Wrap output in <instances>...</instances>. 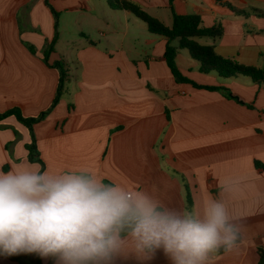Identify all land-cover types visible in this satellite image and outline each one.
Listing matches in <instances>:
<instances>
[{
  "label": "crops",
  "instance_id": "crops-1",
  "mask_svg": "<svg viewBox=\"0 0 264 264\" xmlns=\"http://www.w3.org/2000/svg\"><path fill=\"white\" fill-rule=\"evenodd\" d=\"M128 1L168 27L174 14L199 15L205 28L220 23L221 37L195 41L214 46L221 57L264 69V17L252 13L264 12V0H223L248 17L214 0ZM49 2L57 18L45 0H0V113L18 108L25 117L39 116L56 96L60 74L52 65L65 61L77 66L66 83V96L34 126L44 171L88 169L105 182L131 188L163 181L165 202L188 210L186 184L191 211H198L203 200L221 196L225 184L235 183L222 198L245 221L244 244L238 252L215 254L214 264H260L264 172L255 162L264 164V85L249 77L224 80L202 74L185 49L176 57L183 77L201 86L224 87L244 104L178 82L164 59L165 38L145 25L147 41L128 39V33L98 18L97 40L83 32L71 46L74 54L57 56L61 34L55 22L63 13L83 10L68 9L60 0ZM118 11L127 19L132 16ZM55 36V51L46 61L45 50ZM30 142L28 130L14 117L0 122V171L40 172V164L28 160ZM40 261L49 264L51 259ZM0 264H36V257L0 256ZM151 264L168 262L161 254Z\"/></svg>",
  "mask_w": 264,
  "mask_h": 264
},
{
  "label": "clouds",
  "instance_id": "clouds-1",
  "mask_svg": "<svg viewBox=\"0 0 264 264\" xmlns=\"http://www.w3.org/2000/svg\"><path fill=\"white\" fill-rule=\"evenodd\" d=\"M163 181L131 188L88 169L0 171V256L36 254L54 264H214L238 252L245 221L221 196L189 211L166 203Z\"/></svg>",
  "mask_w": 264,
  "mask_h": 264
},
{
  "label": "trees",
  "instance_id": "trees-1",
  "mask_svg": "<svg viewBox=\"0 0 264 264\" xmlns=\"http://www.w3.org/2000/svg\"><path fill=\"white\" fill-rule=\"evenodd\" d=\"M214 1L216 2V4L229 8L232 12L237 15L244 17L250 16V13L237 10L231 4L223 2V0ZM45 3L54 14V17L57 18V14L54 12L49 0H45ZM109 3L110 6L114 9L130 12L138 20H140L147 26V29L151 34L158 35L167 40L164 59L173 76L176 79H180L182 83H189L196 89H202L207 91H219L224 94L226 98L234 100L239 104H244V102L238 96L233 95L228 89L224 87L201 86L183 77L177 67L176 57L179 50L185 49L189 52L192 59L199 63V72L202 74L215 73L219 78L224 80L233 79L241 76L249 77L254 83L264 85L263 68L244 65L233 58L221 57L216 53L214 46L201 45L200 43L195 41L196 38L202 37H221L223 35V28L220 23L216 24L212 28H205L203 26L202 19L199 15L174 14L172 26L168 27L160 20L154 18L146 11H144L139 5L131 1L111 0L109 1ZM252 13L256 16L264 17L263 11L253 9ZM56 42L57 37L55 36L54 39L48 44L45 50L46 61H48V57L55 51ZM52 66L59 70V84L55 99L52 105L45 112H42L37 117H25L18 108H14L4 113H0V122L6 120L7 118L14 117L22 126H24L28 130L31 137V142L26 145V150L28 151V160L31 163L40 164L41 173L44 171L45 164L40 158V154L37 149V142L34 134V126L39 122L43 121L48 116V114L58 105L65 92L66 83L68 81V74L64 68L63 61H57ZM249 106L252 107L251 105ZM255 168L259 171L264 172V164L259 161L255 162ZM184 189L186 192L187 208L189 211H191L193 207V201L191 198L190 190L186 184H184ZM258 252L261 258L260 264H264V249L259 246ZM34 255L36 257V264H41L39 256L36 254ZM52 262L53 260H51L49 264H51Z\"/></svg>",
  "mask_w": 264,
  "mask_h": 264
},
{
  "label": "rangeland",
  "instance_id": "rangeland-1",
  "mask_svg": "<svg viewBox=\"0 0 264 264\" xmlns=\"http://www.w3.org/2000/svg\"><path fill=\"white\" fill-rule=\"evenodd\" d=\"M68 9H82L83 11H73L72 13H63L58 19V28L61 34L59 46L57 47V56H63V53L72 55L75 50H72V45L75 41L81 40L80 34L85 32L90 34L92 39L97 40L95 36L94 27L102 23L95 18L100 19L102 22L109 23L112 26H117L121 31L128 33V39L136 38L140 42L147 41V34L145 24L138 20L134 15L128 19L123 13L110 6L111 0H60ZM54 5V4H53ZM91 9V11L89 10ZM116 10V11H113ZM93 15H92V14ZM57 21V19H55ZM126 25L128 28H126ZM145 32V33H144ZM209 38V37H207ZM206 38V39H207ZM58 40V39H57ZM56 45V44H55ZM54 56H52L53 58ZM76 64L64 61V68L67 71L68 79L71 73L75 74ZM73 70V71H72ZM66 96L64 92L63 96ZM62 96V97H63ZM52 110L48 116L53 112Z\"/></svg>",
  "mask_w": 264,
  "mask_h": 264
},
{
  "label": "water",
  "instance_id": "water-1",
  "mask_svg": "<svg viewBox=\"0 0 264 264\" xmlns=\"http://www.w3.org/2000/svg\"><path fill=\"white\" fill-rule=\"evenodd\" d=\"M178 82H180V79H177Z\"/></svg>",
  "mask_w": 264,
  "mask_h": 264
}]
</instances>
